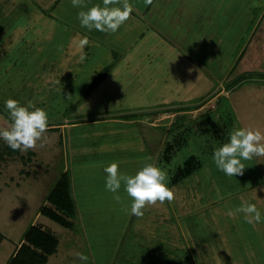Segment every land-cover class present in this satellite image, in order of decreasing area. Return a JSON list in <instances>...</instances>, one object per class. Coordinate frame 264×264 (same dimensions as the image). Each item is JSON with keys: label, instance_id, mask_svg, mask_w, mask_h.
<instances>
[{"label": "rangeland", "instance_id": "rangeland-1", "mask_svg": "<svg viewBox=\"0 0 264 264\" xmlns=\"http://www.w3.org/2000/svg\"><path fill=\"white\" fill-rule=\"evenodd\" d=\"M243 1L245 4H239L243 7L252 1L251 8L240 12L250 14L253 10L255 21L258 19L259 24L262 19V23L258 28L247 29L245 25L246 29H241L246 33L238 32L242 40L237 52L243 45L247 49L238 58L228 80L224 76L219 79L216 74L208 73L207 78L199 75L197 62L183 63L186 59L181 50L169 41L166 47L159 40L158 43H146L158 48L146 50L152 52V61L147 58L149 64L139 66L141 81L133 84V76L120 73L119 80L106 83L116 88L109 96L110 88L90 87V78L94 76L91 73L97 69L98 62H102L99 58L102 48L93 50L90 57L80 60V64L75 61L72 70V75L77 76L75 79L53 80L54 75L49 76L50 68L61 60L64 50L61 47L73 37L70 32L60 33V28L69 27L48 23L49 28H46L44 17L38 13L33 24L30 20L29 26H23L28 23L32 6H44L49 3L46 0H0V128L11 124L5 109L9 98L22 105L32 101L49 116L43 146L38 141L34 149L21 152L23 157H9L5 145L0 146V231L5 235L0 244V264H8L15 256L18 244L32 223L44 224L45 229L58 237L59 252L48 264H264V208L260 210L261 206H258L262 222L255 226L247 223L242 213L234 214V218L227 214L230 210L235 213L241 198L251 203L252 192L264 206V157L242 160L246 166L244 174L236 177L220 171L213 160L214 150L228 141L232 129L253 127L264 131V18L260 16L264 11V0ZM63 3V8H57ZM71 4V0H61L51 13L61 14L75 27L80 26L74 14L76 11H71ZM37 28L42 32L35 30ZM44 28L47 30L43 31ZM97 51L100 53L94 55ZM154 54L157 61H154ZM210 68L203 66L207 72ZM221 87L228 88V94L212 99L215 102L212 108L209 100ZM195 101L201 103L193 106ZM172 105H187L189 107L185 108L190 109L204 105L205 108L194 117V113L186 115L179 121V126L157 129L158 142H162L163 134H167L163 145L172 144L171 151L174 149L170 160L161 159L163 163H158L167 171L168 186H173L175 198L166 214L173 217L168 221H174L172 226L153 224L154 217L166 211L155 212L152 206L143 210V217L130 215L129 208L120 206L123 198L128 197L123 183L118 190V195L123 198L118 203L114 194L106 190V177L99 168L86 167L95 162L70 157L75 145H89L90 154L96 152L97 148L92 144L97 138L90 133L104 131V124L85 123L70 132L53 129L70 123L72 117L79 118L77 121L82 117L87 121H102L101 111L156 106L162 110ZM98 114L100 116H96ZM82 133L86 134L80 135ZM145 135L141 128L128 132L121 130L118 138L114 137L116 132L110 136L112 142L108 144L115 148L110 147L109 151L112 160L119 162L120 172L129 174L133 168L138 171L149 161L134 156L138 152H133L135 148L125 146L123 149L117 139L133 142L142 140ZM176 140L179 142L175 145ZM32 150L37 153L36 157L29 153ZM134 157L137 160H133ZM190 157H195L192 173L178 177ZM74 164L79 166L74 180L78 213L74 217L65 216L66 220L74 222L71 229L42 214V206L52 205L48 201L44 203L45 197L60 173ZM97 176L99 178L95 179ZM128 199L132 203L131 198ZM81 213L84 216L80 220L77 216ZM77 253L87 255L88 259L81 261Z\"/></svg>", "mask_w": 264, "mask_h": 264}, {"label": "crops", "instance_id": "crops-1", "mask_svg": "<svg viewBox=\"0 0 264 264\" xmlns=\"http://www.w3.org/2000/svg\"><path fill=\"white\" fill-rule=\"evenodd\" d=\"M46 1H48L49 3L44 6L37 4H34L32 6L30 11L31 13H29L28 15V23L23 26H29L30 20L31 24H33L32 21H36V19H38L36 18V14L38 13L44 17V24L46 28H49L48 23H55L56 26L65 25L69 28H60V33L65 35L67 32H70L71 34H73V37L71 36L70 39L66 40V45L64 47H61L62 49H64L61 53L62 58H60L61 60L56 61L55 64L50 68L49 76L54 75L53 80L59 81H66L69 80V78L75 79L77 76L72 75L73 67L76 65L75 61H79L80 64V57L82 55L85 56V58H88L87 56L89 55L90 57L93 50L95 51V49L102 48V51H100L101 53L99 51L94 52V55L96 53H100L99 58H102V62H98L99 65L95 67L97 69H94L91 73V75L94 76L90 78V80H92L90 87L93 88L94 86H97L98 88H104V90H106L105 88H110L107 93L109 96L112 95L114 90L116 91V88H112L113 85H111L112 87L107 86L106 83L109 81L111 84L114 80H117L120 73L133 76V84L137 81H141L142 73L139 71V66L143 64H149L147 63V58L150 60V62L152 61V52L148 51L147 53L146 50L158 48V46H149L146 43H158L159 40L160 42H164L166 47L170 43L172 44V46L174 45L179 50H181L182 53L185 54L186 59L185 61H183V63L187 62L188 64H192L197 62V65H199L198 69H200L199 75L202 74L205 78H207L208 73H210V75L212 74L213 76L214 74H216L219 79L224 76V79L228 80L235 67V64L238 62V58H241L247 49V46L245 48V46L243 45L242 49L237 52L240 41L242 40V37L240 38L241 33H246V27L247 29L258 28V26L262 23V19L259 24L258 19L255 21L254 13L252 12L253 10H251L250 14H248L247 11H245L244 13L243 11L240 12V10L244 9L250 10V4L252 1L248 4L249 6L245 5V7H243L239 5L245 4L243 3V0H153L152 4L150 5H145L144 0H128V3L132 6L130 18L120 26L117 32L104 33L96 30L89 31L85 27H80L81 25L75 27L74 24L69 23L68 21L63 19V15H53V13L51 12L57 8H63L64 3L58 5L61 0ZM195 2L197 3L195 4ZM84 3V10H87V8H91L93 5H102V0H84ZM70 8L71 11H76L74 14L77 17V14L81 10V8L73 7L72 4L70 5ZM220 9L221 12H218ZM31 16H33V18H30ZM260 16L264 18V11L261 12ZM212 22L214 23V28H212ZM245 25L247 26L245 27ZM244 27L245 29H243V31L241 28ZM46 28H44L43 31ZM187 28L193 29L187 30ZM215 28L217 29L215 30ZM24 29L28 30L27 28ZM38 29L39 28L35 30L38 31ZM38 32L42 31H40L39 29ZM84 40L87 41V44L81 46V42ZM173 41L175 43H173ZM76 42L79 43L77 44ZM172 46L170 45V48H172ZM155 55L156 54H154V61H157ZM190 58H193L194 60H191ZM47 64L49 63L47 62ZM203 66H210L212 67V69L210 68L207 72L205 69H203ZM106 67L109 68L100 78H98L100 72H102ZM110 84L108 83V85ZM223 85H225V83H223ZM228 91L229 89H224V87H221L218 91H216L209 100V102L211 103L210 106L212 108L215 106V102L212 99H215L220 95L228 94ZM118 92H121V89H118ZM192 103H194L193 106H195L196 104H199L201 102L195 101ZM186 106L187 105H184V107H180L177 105H172L169 108L162 107V110H158L156 106L146 109H126L124 111H101V115L103 117L102 121H99L101 119L87 121V119L85 120L84 117L80 118L81 120L77 121L79 118L72 117V121L70 123L63 124L60 127H54L53 129L61 128L66 132H70L73 131L72 129H74L78 125H85V123L104 124V131L102 130L97 131V133H90L97 138V141L95 140L96 142L92 144V146H95V148H97L96 152L93 151V153L90 154L91 148L89 145H75L71 148L70 157H72L73 159H85L87 162H95L96 164L89 163L86 167L89 169L90 167L97 166L99 168V171L102 172V176L106 177L107 174L105 173L104 168L112 162H118L112 160L111 158L113 155H111L109 151V148L111 146H109L108 144L109 142H112L110 136L116 132V136L114 137L118 138L121 130H126L127 132L129 130H137L141 128L145 130L146 135L143 136L142 140L125 142L117 139L119 142H121L123 149L125 148V146H128L132 147V149L135 148L133 152L138 150V152L133 154L134 156H139V159H146L147 157H151V161L149 162H153L157 165L159 161L163 163L161 159L170 160V158H168L166 154H164L163 156L165 148L163 142H166L165 137L167 136V134H163V137L161 139L162 142L159 143L157 129L159 127H162L169 130L173 128L175 123L183 121L186 115L194 113L192 114V116L194 117L200 111L205 109L204 105L191 109H186ZM189 106H191V104H189ZM175 108L176 110H174ZM147 113L151 114L147 116H140ZM96 116L100 115L98 114ZM113 124L115 125L112 126ZM112 127L113 129H111ZM84 134L86 133H82L80 135ZM113 143L118 146L116 142ZM114 148L115 147L112 146L110 149ZM50 150L52 149L50 148ZM123 151L124 150H122V152ZM29 153L35 157L37 155V153L33 150ZM8 155L9 157L13 155H21V157H23L21 151H19V153L17 152L13 153L12 155ZM143 155H145V157H142ZM91 157L92 159H90ZM133 160H137V158L134 157ZM123 164L127 165L128 163L123 162ZM165 166L167 167V165ZM77 169H79V166H75L74 164L71 169L65 168L59 175L60 177L65 172L69 173L71 193L76 206V215L78 213V205L75 197L77 196V194L74 192V180L76 178ZM131 171L132 173H129V175H134L137 172L134 168ZM96 178H99V176L95 177V179ZM92 180L94 179L92 178ZM169 187L173 189V186L169 185ZM251 196L253 197V201L251 203L256 204L257 208L260 205V210H263L264 206L262 205L263 203H261L263 201L259 203L257 201V196L253 192L250 197ZM121 198L123 197L121 196ZM128 198L129 196L125 199L123 198V203L120 205L121 208L126 207V210L127 208H129L130 210L131 202ZM261 198L259 199L261 200ZM46 201L47 197H45L44 203H46ZM172 205L173 200L171 202L165 201L162 205L158 202L157 205L152 206L155 209V212H159L160 210L166 211L164 213L165 215L163 213H160L158 216L154 217L153 224L166 226L174 225V221L171 223L168 222L172 216L168 217L166 215L167 213H169L168 209ZM81 216L83 217L84 215H82L81 213L77 217L81 220ZM232 218L234 217L232 216ZM42 226L45 227L44 224H42ZM20 244L21 241L18 246H20ZM58 252L59 246L57 248V251L48 257L47 264L49 263L51 257L56 255Z\"/></svg>", "mask_w": 264, "mask_h": 264}, {"label": "clouds", "instance_id": "clouds-1", "mask_svg": "<svg viewBox=\"0 0 264 264\" xmlns=\"http://www.w3.org/2000/svg\"><path fill=\"white\" fill-rule=\"evenodd\" d=\"M153 0H144L145 5L152 4ZM72 6L81 8L77 14L81 27L89 31L96 30L104 33H115L124 24L132 12L128 0H102L101 4L93 5L84 10V0H71ZM120 5V6H116ZM87 41L81 42V46ZM81 60L85 56L80 57ZM5 109L9 113L11 124L0 128V139L15 150L25 152L34 149L37 142L46 141L45 133L48 130L49 116L45 109L35 106L32 101L22 105L18 100L9 98L5 102ZM253 157H264V131L260 128L237 127L229 132V139L222 146L217 147L213 153V160L217 168L227 176L243 175L245 164L242 160H251ZM151 161V157L146 158ZM106 175V190L114 194L119 203L121 197L118 190L123 183L124 190L131 198L129 214L138 218L143 217L144 209L148 206L171 202L174 191L168 186L167 171L153 162H146L134 175L122 173L119 162H112L104 168ZM235 213H242L247 223L255 226L262 222V215L256 204L241 198V204ZM233 216V211L227 213ZM81 261L88 259L87 255L77 253Z\"/></svg>", "mask_w": 264, "mask_h": 264}, {"label": "trees", "instance_id": "trees-1", "mask_svg": "<svg viewBox=\"0 0 264 264\" xmlns=\"http://www.w3.org/2000/svg\"><path fill=\"white\" fill-rule=\"evenodd\" d=\"M106 67L100 72L98 78H100L108 69ZM190 109V108H186ZM179 122L175 123V126H179ZM179 141H175V145ZM5 145L7 154H13L19 152V150L11 149L3 139H0V146ZM2 146V147H3ZM166 146V145H165ZM0 147V148H2ZM171 147L172 144L164 148L165 154L171 159ZM195 157H190L185 163L184 170L181 169V175L177 174L178 177H182L192 173V162ZM169 160V159H168ZM47 201L52 203L51 206H42V214L48 216L52 220L57 221L65 227H71L74 223L71 220H66L65 216L74 217L76 213V206L71 193V184L69 173H64L55 182L54 187L47 196ZM5 239V235L0 231V244ZM59 245L58 237L51 234L50 231L45 229L42 225L30 224L26 233L22 237L21 244L18 246L17 253L9 259L8 264H47L48 257L57 251Z\"/></svg>", "mask_w": 264, "mask_h": 264}]
</instances>
